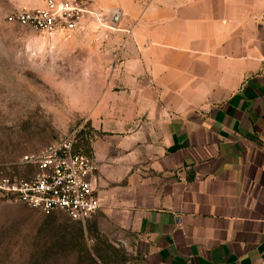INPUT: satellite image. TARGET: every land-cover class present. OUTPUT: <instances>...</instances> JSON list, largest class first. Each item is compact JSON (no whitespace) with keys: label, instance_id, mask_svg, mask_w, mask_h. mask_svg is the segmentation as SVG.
<instances>
[{"label":"crops","instance_id":"obj_1","mask_svg":"<svg viewBox=\"0 0 264 264\" xmlns=\"http://www.w3.org/2000/svg\"><path fill=\"white\" fill-rule=\"evenodd\" d=\"M120 5L131 36L84 38L94 228L151 264H264V0Z\"/></svg>","mask_w":264,"mask_h":264},{"label":"rangeland","instance_id":"obj_2","mask_svg":"<svg viewBox=\"0 0 264 264\" xmlns=\"http://www.w3.org/2000/svg\"><path fill=\"white\" fill-rule=\"evenodd\" d=\"M47 1L0 0V175L11 180L36 175L35 166L21 164L23 157L37 155L75 131L76 149L93 158L94 135L84 112L95 108L103 89L98 88L97 70L90 67L96 54H84V38L87 33L105 40L132 35L131 28L121 27L122 16L118 26L110 24L112 11L125 7H108L114 0H78L113 29L86 15L85 28L68 40L15 20L18 12L41 9ZM109 81L105 74L103 83ZM96 214L74 222L62 212L32 209L0 191V264H151L112 230L98 232Z\"/></svg>","mask_w":264,"mask_h":264},{"label":"built area","instance_id":"obj_3","mask_svg":"<svg viewBox=\"0 0 264 264\" xmlns=\"http://www.w3.org/2000/svg\"><path fill=\"white\" fill-rule=\"evenodd\" d=\"M86 15L93 16L102 27L113 29L103 22L101 14L83 9L78 0H48L43 8L18 12L14 17L21 25L68 40L85 28ZM260 24L264 30V15ZM76 142L75 131L37 155L24 156L21 164L35 166L36 175L28 180H11L0 175V191L32 209L62 212L74 222H86L101 208L93 179L96 163L76 149Z\"/></svg>","mask_w":264,"mask_h":264},{"label":"water","instance_id":"obj_4","mask_svg":"<svg viewBox=\"0 0 264 264\" xmlns=\"http://www.w3.org/2000/svg\"><path fill=\"white\" fill-rule=\"evenodd\" d=\"M121 16H122L121 10H113L110 24L114 27L118 26Z\"/></svg>","mask_w":264,"mask_h":264}]
</instances>
